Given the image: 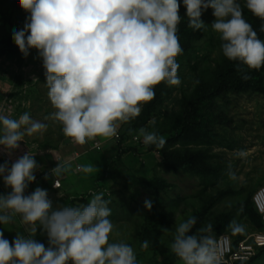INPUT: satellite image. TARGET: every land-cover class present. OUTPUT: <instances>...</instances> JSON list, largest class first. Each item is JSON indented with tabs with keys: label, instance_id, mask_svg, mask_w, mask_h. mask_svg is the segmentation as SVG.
Listing matches in <instances>:
<instances>
[{
	"label": "rangeland",
	"instance_id": "obj_1",
	"mask_svg": "<svg viewBox=\"0 0 264 264\" xmlns=\"http://www.w3.org/2000/svg\"><path fill=\"white\" fill-rule=\"evenodd\" d=\"M237 3L256 30V17L246 0ZM29 15L13 0H0V115L18 119L27 112L32 120L47 124L43 133L25 135L11 153L0 145V164L9 168L26 153L34 154L35 181L25 195L37 187L45 189V177L58 178L63 170H52L60 164L70 178H60L57 203L79 206L93 194H103L114 226L110 242L129 244L137 264H182L171 244L176 227L190 217L196 221L190 234L201 235L198 230L209 225L211 231L204 234L218 233L224 224L223 232L233 238L263 230L257 214L244 211L264 181V67L250 69L249 86H221L219 76L230 60L222 53L219 33L211 28L212 8L202 9L200 19L206 27L200 30L188 26L186 12L181 16L184 29L177 36L182 52L176 57L180 83L157 85L154 99L120 125L123 139L108 140L101 151L90 148L92 140L73 142L58 122L45 119L55 109L48 98L42 58L34 48L25 57L13 40L14 30L22 29ZM198 95L204 97L192 111ZM188 114L197 123L182 132ZM141 129L155 132L163 145H146ZM75 150L81 153L76 160ZM89 165L94 170L85 172ZM145 200L151 201V210ZM240 264H264V247L253 260Z\"/></svg>",
	"mask_w": 264,
	"mask_h": 264
},
{
	"label": "clouds",
	"instance_id": "obj_2",
	"mask_svg": "<svg viewBox=\"0 0 264 264\" xmlns=\"http://www.w3.org/2000/svg\"><path fill=\"white\" fill-rule=\"evenodd\" d=\"M19 5L30 15L22 29L14 30L13 40L25 57L34 48L42 58L55 109L45 119L58 122L64 136L77 144L114 137L122 123L154 99L157 85L180 83L179 0H19ZM183 5L194 30L206 27L202 9H213L211 28L219 33L227 59L252 70L264 67V40L237 0H183ZM246 7L264 20V0H246ZM46 130L47 124L27 112L18 119L0 115V145L9 153L25 135ZM140 131L146 145H163L155 132ZM36 169L30 153L10 168L0 164L4 184L11 188L0 194V224H10L18 215L27 233L17 232L9 242L0 231V264H137L129 244L110 242L114 226L103 194H93L87 204L53 209L47 190L37 187L24 194ZM62 170L58 164L52 171ZM93 170L84 166L85 172ZM145 207L151 210V201L145 200ZM195 222L190 217L176 227L171 251L182 264H221L214 239L204 234L211 225L199 229L201 235L190 234ZM38 226L47 233V248L33 239Z\"/></svg>",
	"mask_w": 264,
	"mask_h": 264
},
{
	"label": "built area",
	"instance_id": "obj_3",
	"mask_svg": "<svg viewBox=\"0 0 264 264\" xmlns=\"http://www.w3.org/2000/svg\"><path fill=\"white\" fill-rule=\"evenodd\" d=\"M121 138L122 130L119 126L117 134L114 137L108 139L97 137L95 140L91 141L90 148L96 151H101L105 149V144L108 140L119 142ZM80 155L81 153L75 150L72 159L76 160ZM52 185L53 187L59 188L61 187L62 182L59 178H55ZM252 200L261 216V221L264 226V181L253 193ZM209 236L215 241L221 264H234L250 261L257 255L258 251L264 247V228L263 230H258L244 236L237 242L227 232L214 233Z\"/></svg>",
	"mask_w": 264,
	"mask_h": 264
},
{
	"label": "trees",
	"instance_id": "obj_4",
	"mask_svg": "<svg viewBox=\"0 0 264 264\" xmlns=\"http://www.w3.org/2000/svg\"><path fill=\"white\" fill-rule=\"evenodd\" d=\"M15 2V4L17 5L18 8H20L22 10V8L19 5V0H13ZM180 3V8H179V14L180 16H183L184 13L186 12V8L183 5V0H179ZM262 26H264V20H261L260 18L256 17V33L259 39L263 40L264 38V31H262ZM184 27L182 25V23L180 22L178 25V31L177 34L181 32V30H183ZM247 76L248 78L245 79L244 76ZM220 78V84L222 87L227 86V87H231V88H238V87H246L252 84V71L250 69H248L246 66L242 65L239 61H232L230 60V64H228V68L226 71L222 72L219 76ZM261 89L264 91V87H261ZM218 91V88H216V90L213 92L215 94V92ZM212 93V94H213ZM204 95H198L194 98V100L192 101V105H191V109L192 111H194L195 109L199 108V104L201 99H203ZM197 120L196 117L194 115H189L184 119V122L182 124V132H186L188 131L193 125H196ZM123 135L124 132L122 131V138L123 139ZM120 140V141H121ZM252 196L251 195V199L248 202L247 206H246V210L244 212L246 213H253V214H257L260 223L263 226V223L261 221V216L258 213L253 200H252ZM225 229V224L222 225V228H220L218 233H222ZM244 237V235H239L238 237L234 238V240L237 242L239 240H241ZM253 260V259H252ZM251 261V260H250ZM240 263H244V262H240ZM238 263V264H240Z\"/></svg>",
	"mask_w": 264,
	"mask_h": 264
},
{
	"label": "crops",
	"instance_id": "obj_5",
	"mask_svg": "<svg viewBox=\"0 0 264 264\" xmlns=\"http://www.w3.org/2000/svg\"><path fill=\"white\" fill-rule=\"evenodd\" d=\"M69 150H71V149H69ZM69 175H70V173L68 171L63 170L61 173L58 174V176H59L58 178L59 179L61 178L62 182H66V180H68L70 178ZM44 180H45L44 182H46V183H44V188H45V190H47L48 198L52 201L53 209H57V208L62 207V205L58 204L57 200L54 198V196L56 194L59 195L58 194L59 190L56 187H53L52 177L47 176V177H45ZM4 187H6V188H4ZM4 190H5V192H4ZM10 192H11V188L4 184L3 176L0 175V194L7 195ZM0 231L3 232L4 238L9 240V242H12L15 239L17 232H19L22 235H27V233L24 230V226L21 223V219L18 215L15 217V219L12 223L4 224V225L0 224ZM33 239H35L36 241H38L40 243H43L46 248L49 246L47 233L45 231H43V229L40 226L37 227V233L33 237Z\"/></svg>",
	"mask_w": 264,
	"mask_h": 264
}]
</instances>
